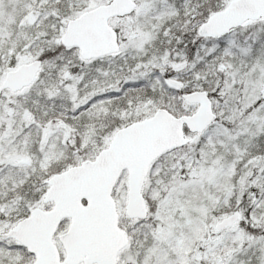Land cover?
Masks as SVG:
<instances>
[{
  "label": "snow or ice",
  "instance_id": "snow-or-ice-1",
  "mask_svg": "<svg viewBox=\"0 0 264 264\" xmlns=\"http://www.w3.org/2000/svg\"><path fill=\"white\" fill-rule=\"evenodd\" d=\"M0 264H264V0H0Z\"/></svg>",
  "mask_w": 264,
  "mask_h": 264
}]
</instances>
